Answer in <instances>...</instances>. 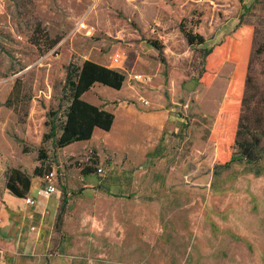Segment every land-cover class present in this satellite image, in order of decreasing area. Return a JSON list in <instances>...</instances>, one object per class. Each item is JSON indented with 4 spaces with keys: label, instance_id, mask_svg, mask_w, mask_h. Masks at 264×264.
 Here are the masks:
<instances>
[{
    "label": "rangeland",
    "instance_id": "rangeland-1",
    "mask_svg": "<svg viewBox=\"0 0 264 264\" xmlns=\"http://www.w3.org/2000/svg\"><path fill=\"white\" fill-rule=\"evenodd\" d=\"M88 10L86 0H0V264H264V156L216 173L210 140L235 65L198 83L204 49L236 22L251 24L249 104L260 98L264 113V0H102L79 30ZM182 23L206 43L189 46ZM85 60L126 77L123 91L98 84L85 99L124 115L117 101L139 107L141 95L166 113L163 138L144 156L132 142L114 151L50 140L39 161L49 112L58 129L65 120L68 66ZM137 74L147 81H132ZM12 168L41 169L32 185L43 210L7 190ZM51 171L58 192L48 196Z\"/></svg>",
    "mask_w": 264,
    "mask_h": 264
},
{
    "label": "trees",
    "instance_id": "trees-1",
    "mask_svg": "<svg viewBox=\"0 0 264 264\" xmlns=\"http://www.w3.org/2000/svg\"><path fill=\"white\" fill-rule=\"evenodd\" d=\"M180 30L189 46L206 43L203 35L187 29L183 23ZM256 33L258 32L253 25L240 22L221 42L203 51L198 83L204 87L212 84L226 63L235 65L226 99L221 105L220 117L210 134V140L217 147L216 173L230 168L237 161L256 165L264 156L262 100L258 98L252 107L249 104ZM149 44L156 50L162 48L157 41H150ZM67 71L64 85V95L68 102L65 120L58 129L54 121L58 113L49 112L51 120L46 126L50 131L43 133L41 143L36 148L41 162L47 159L48 153L43 147L46 142L52 140L54 146L61 149L76 142L90 141L97 129L109 132L116 119L112 112L84 100L83 96L98 84L120 91L126 81L123 73L91 60H85L80 66L70 64ZM40 172L41 169L36 168L31 176L17 168L9 169L7 190L17 198L26 199L33 187L32 179L41 176ZM91 172L88 168L85 171L86 174ZM64 202H67L66 197Z\"/></svg>",
    "mask_w": 264,
    "mask_h": 264
},
{
    "label": "crops",
    "instance_id": "crops-1",
    "mask_svg": "<svg viewBox=\"0 0 264 264\" xmlns=\"http://www.w3.org/2000/svg\"><path fill=\"white\" fill-rule=\"evenodd\" d=\"M237 24L238 22H236L233 25V28L231 29L229 33H231L234 30ZM101 65L114 68L113 66H108L105 64H101ZM123 89H124V86L120 91H123ZM95 90H96V86L88 93L98 95V93L95 92ZM88 93H86L83 96L84 100L96 106L102 107L103 109L107 111L112 112L116 118L114 120V125L109 132H104L98 129L94 132V135H92L93 138L89 141V142H92V144H95L98 141H103L107 147L116 151V150L124 148L126 145L132 142V146L136 144V147L139 149V152L141 153L142 156H144V154H146L148 151L155 148L157 144L160 142V140L163 138L164 133L166 131V122H167L166 113L152 111L151 109H149L150 104L148 106H142L138 102V99L141 95H139L138 98H136L137 100L136 102L139 103V107L138 106H128L124 104L123 101L121 100L123 99L122 97L118 101L114 100V101H117L119 104H116L113 107L117 106L118 110H121L122 108H124L125 114L123 115V114H115L113 111H111V107H109L108 105H102L98 102H91L85 99V96ZM120 104H122L121 107H119ZM32 186L33 187H31L30 193H29L31 196L30 198L36 201L37 208L39 210H43L39 208V203H40L39 200L41 199L40 201H45L43 197L44 194L40 191V189L37 190L36 186L34 185Z\"/></svg>",
    "mask_w": 264,
    "mask_h": 264
},
{
    "label": "built area",
    "instance_id": "built-area-1",
    "mask_svg": "<svg viewBox=\"0 0 264 264\" xmlns=\"http://www.w3.org/2000/svg\"><path fill=\"white\" fill-rule=\"evenodd\" d=\"M89 4V10L87 11V14L86 16L80 21V23L78 24V29L79 30H84L87 28V19H88V16L94 11L96 10L97 6L99 5V3L102 1V0H86ZM113 63L115 65H119L122 63V58L120 56H115L114 59H113ZM148 79L147 76L145 75H142V74H137V75H134L133 78H132V81L134 82H137V83H144L146 82ZM138 102L142 105V106H148L150 103V101H148L145 97H142L140 96L139 99H138ZM99 172L100 173H103V169H99ZM44 183L46 185V188H45V193L50 196V195H53L54 193H56L58 191L57 189V186L56 185V182H57V176H56V173L54 171H51L49 173H47L45 176H44ZM26 203L27 204H31L33 205L34 204V200H32V198H26ZM3 255V250L0 248V256Z\"/></svg>",
    "mask_w": 264,
    "mask_h": 264
}]
</instances>
